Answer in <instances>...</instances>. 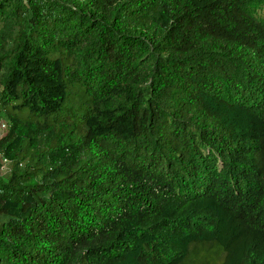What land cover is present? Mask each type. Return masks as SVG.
I'll return each instance as SVG.
<instances>
[{
  "label": "trees",
  "instance_id": "1",
  "mask_svg": "<svg viewBox=\"0 0 264 264\" xmlns=\"http://www.w3.org/2000/svg\"><path fill=\"white\" fill-rule=\"evenodd\" d=\"M0 264H264V0H0Z\"/></svg>",
  "mask_w": 264,
  "mask_h": 264
},
{
  "label": "rangeland",
  "instance_id": "2",
  "mask_svg": "<svg viewBox=\"0 0 264 264\" xmlns=\"http://www.w3.org/2000/svg\"><path fill=\"white\" fill-rule=\"evenodd\" d=\"M6 120H0V133L5 131V123ZM2 124V125H1ZM12 164V159L9 156H0V176L7 177L9 175V167Z\"/></svg>",
  "mask_w": 264,
  "mask_h": 264
},
{
  "label": "built area",
  "instance_id": "3",
  "mask_svg": "<svg viewBox=\"0 0 264 264\" xmlns=\"http://www.w3.org/2000/svg\"><path fill=\"white\" fill-rule=\"evenodd\" d=\"M2 125V124H1Z\"/></svg>",
  "mask_w": 264,
  "mask_h": 264
}]
</instances>
